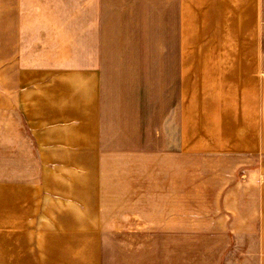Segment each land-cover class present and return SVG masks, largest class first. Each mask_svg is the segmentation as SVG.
I'll use <instances>...</instances> for the list:
<instances>
[{"label":"rangeland","instance_id":"1","mask_svg":"<svg viewBox=\"0 0 264 264\" xmlns=\"http://www.w3.org/2000/svg\"><path fill=\"white\" fill-rule=\"evenodd\" d=\"M127 4L94 11L99 23L91 31L111 40H81L78 57L56 55L55 41L40 42L29 58L33 68L63 71L27 73L31 84H9L0 72V176L30 174L33 209L71 207L75 193L56 180L72 173L55 153L45 160L39 152L34 132L40 127L28 118L19 92L48 97L57 84H106L108 124L126 108L134 129L126 152L101 154L94 205L112 231L96 234L97 240L114 242L106 249L114 264L136 257L142 252L136 246H143L144 264H203V224L230 225L233 204L240 223L249 213L256 223L264 220L263 86L232 84L230 77L219 82L218 74L203 72V9ZM78 27L81 33L90 28ZM102 45L109 55L93 49ZM70 48L65 42L63 52ZM9 129L32 131L30 161L6 143ZM246 242L258 245L255 238Z\"/></svg>","mask_w":264,"mask_h":264},{"label":"crops","instance_id":"2","mask_svg":"<svg viewBox=\"0 0 264 264\" xmlns=\"http://www.w3.org/2000/svg\"><path fill=\"white\" fill-rule=\"evenodd\" d=\"M145 2L147 8H175L182 2L184 8L203 9V72L218 74L219 82L230 77L227 82L232 84H262L264 96V0ZM112 7L127 9V0H0V72L8 74L9 84H31L25 79L27 73L63 71L33 68L29 58L42 48L41 41H55L58 56L78 57L81 40H111L103 34L96 36L91 26L99 23L95 10ZM81 23L90 26L87 32H80ZM45 25L54 26L47 29L54 32H44L41 26ZM69 41L72 52L64 53ZM97 48L103 50L102 56L109 55V46L93 49ZM105 85L57 84L56 94L48 97L19 92L28 118L36 122V129L40 127L34 132L39 152L45 160L47 154L55 153L61 168L72 173L56 181L62 190L71 189L75 199L68 201L71 207L33 209L31 175L16 177L8 170L7 176H0V264H114L115 258L106 251L114 242L97 240L96 235L112 231L102 219L104 210L94 205L97 170L102 153L127 151L134 127L126 108L115 124H108ZM43 127H49L47 133ZM5 133L6 143L28 153L30 161L32 131L9 129ZM237 215L238 206L233 204L230 225L217 223L218 219L203 224V264H264V220L256 223L255 214L249 213L240 223ZM252 238L258 239L256 247L246 242ZM136 249L142 252L121 264H144L143 246Z\"/></svg>","mask_w":264,"mask_h":264}]
</instances>
